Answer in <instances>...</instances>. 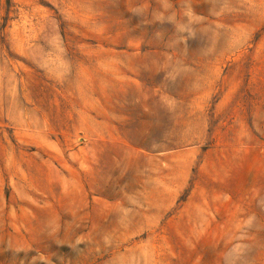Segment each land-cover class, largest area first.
<instances>
[{"label":"rangeland","instance_id":"rangeland-1","mask_svg":"<svg viewBox=\"0 0 264 264\" xmlns=\"http://www.w3.org/2000/svg\"><path fill=\"white\" fill-rule=\"evenodd\" d=\"M0 264H264V0H0Z\"/></svg>","mask_w":264,"mask_h":264},{"label":"clouds","instance_id":"clouds-1","mask_svg":"<svg viewBox=\"0 0 264 264\" xmlns=\"http://www.w3.org/2000/svg\"><path fill=\"white\" fill-rule=\"evenodd\" d=\"M136 14H138V15H141L142 13H141V11H134ZM156 19H161V17L160 16H156L155 17ZM170 19V18H169ZM189 35H192V33H189ZM78 243L80 242L79 240L77 241Z\"/></svg>","mask_w":264,"mask_h":264}]
</instances>
